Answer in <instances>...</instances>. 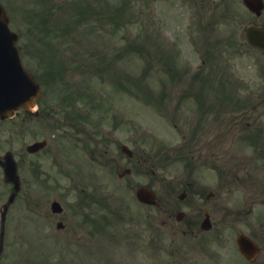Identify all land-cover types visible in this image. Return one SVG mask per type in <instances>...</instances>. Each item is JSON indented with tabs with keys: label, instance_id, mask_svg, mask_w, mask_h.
<instances>
[{
	"label": "rangeland",
	"instance_id": "rangeland-1",
	"mask_svg": "<svg viewBox=\"0 0 264 264\" xmlns=\"http://www.w3.org/2000/svg\"><path fill=\"white\" fill-rule=\"evenodd\" d=\"M1 2L12 30L20 35L24 65L42 82L45 98L37 108L40 116L28 118L23 113L0 123V154H15L23 184L10 213L6 251L0 264H171L168 246L181 244V240L175 238L171 243V235L165 230L159 231L163 242L157 240L155 211L145 213L135 200V190L147 185L164 192L166 183L156 178L152 166L156 165L161 142L168 151L178 137L170 119L179 120L181 129L196 127L198 113L192 103L194 99L219 96L211 87L219 67L225 64L224 69L230 71L223 73L224 80H229L227 85L242 78L245 96L251 98L258 92L256 82L261 81L251 71V52L238 51L245 41V30L254 23L252 15L242 0ZM258 23H264V18ZM210 71H214L212 78ZM84 100L93 108L84 105ZM76 108L85 118L90 115L95 127L72 119ZM176 113L180 117L173 116ZM65 114L71 117L67 119ZM192 114L188 122L187 116ZM43 140H48V147L29 156L26 147ZM123 144L135 152V160L142 161L132 164L121 152ZM107 159L112 163L104 167ZM129 167L135 168L133 174L120 180L118 174ZM46 176L51 180L46 181ZM85 177L96 178L99 192L110 196L115 212L120 207L121 215H127L125 234L118 225L114 240L102 236L95 239L92 229L85 227L86 234L96 240L91 251L79 239L81 233L57 230L63 216L51 210L54 200L65 198V208L71 205L67 212L78 222L79 218L72 215L77 193L71 188L76 183L90 188ZM225 187L227 228L220 237L225 243L207 236L205 240L215 244L199 250L198 262L192 257L190 264H245L238 252L235 254L237 235L264 236V202L254 207L247 199L251 193L244 188ZM210 188L217 192L222 186L212 180ZM11 192L0 172V207ZM244 206L247 210L253 206V212L239 214ZM92 207L93 212L91 208L86 212L95 214L96 206ZM131 211L135 217L127 214ZM145 214L147 222L143 225ZM138 230L146 238L134 240L133 232ZM74 241L84 248L74 246ZM158 243L166 248L153 257ZM262 248L258 264H264V242ZM207 252L209 258L203 256Z\"/></svg>",
	"mask_w": 264,
	"mask_h": 264
},
{
	"label": "flooded vegetation",
	"instance_id": "flooded-vegetation-1",
	"mask_svg": "<svg viewBox=\"0 0 264 264\" xmlns=\"http://www.w3.org/2000/svg\"><path fill=\"white\" fill-rule=\"evenodd\" d=\"M256 62L258 71L264 73V58L259 57ZM242 101L248 102L245 106L237 104L228 113L222 106L220 113L204 116L203 129L189 130L192 137L184 138L187 144L181 148L191 157L188 162L191 165L182 175L171 179L169 193L160 192L157 197L160 230L181 240V247L176 248L180 257L175 264H189L188 249L205 245L208 241L201 239L208 234L216 239L225 233L227 226L223 222H226L228 211H225L223 200L227 184L251 193L247 199L254 207L257 202H264V83L251 98H237L235 102ZM212 180L222 186L217 192L210 188ZM251 185L256 188H251ZM253 206L248 210L242 207L239 214L252 213ZM208 216L213 229L205 232L202 223ZM67 217L64 216L65 220ZM253 239L258 244L264 242V236Z\"/></svg>",
	"mask_w": 264,
	"mask_h": 264
},
{
	"label": "water",
	"instance_id": "water-1",
	"mask_svg": "<svg viewBox=\"0 0 264 264\" xmlns=\"http://www.w3.org/2000/svg\"><path fill=\"white\" fill-rule=\"evenodd\" d=\"M245 4L252 11H259L263 7L262 0H245ZM254 29L248 30L249 41L252 42ZM19 37L9 28V20L5 10L0 5V118L12 117L16 110L26 107L28 111L36 104V99L42 97L40 86L25 71L20 58V53L16 47ZM45 143H38L28 148L30 152L38 151L44 147ZM126 150V149H125ZM6 162L0 163L6 170L7 180L16 185L9 205L14 201L19 191L18 168L12 155L6 156ZM140 200L153 203L154 195L146 189L138 192ZM243 252L250 256L254 247L252 245H242ZM2 245L0 247V254Z\"/></svg>",
	"mask_w": 264,
	"mask_h": 264
}]
</instances>
